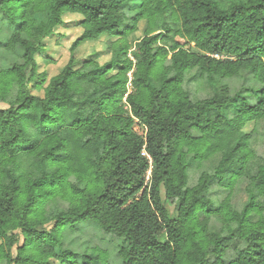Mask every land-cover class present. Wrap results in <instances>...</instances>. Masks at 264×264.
<instances>
[{
	"label": "trees",
	"instance_id": "16d2710c",
	"mask_svg": "<svg viewBox=\"0 0 264 264\" xmlns=\"http://www.w3.org/2000/svg\"><path fill=\"white\" fill-rule=\"evenodd\" d=\"M129 10L0 0L23 61L0 70V264H110L100 247H61L65 224L84 220L124 240L120 264H264V0ZM71 13L82 33L47 82L35 56ZM103 36L110 59L77 64L78 46ZM242 73L258 87L229 96L220 79Z\"/></svg>",
	"mask_w": 264,
	"mask_h": 264
},
{
	"label": "rangeland",
	"instance_id": "374dc122",
	"mask_svg": "<svg viewBox=\"0 0 264 264\" xmlns=\"http://www.w3.org/2000/svg\"><path fill=\"white\" fill-rule=\"evenodd\" d=\"M122 1L127 11H130L129 9L133 5H136L140 2V0ZM80 18L81 16L77 15V13L64 15V23L62 26L57 27L50 37L44 39V48L36 54L35 60L37 63V69L39 72H45L47 82L52 76L59 73L64 65L68 62L71 55L69 50L70 45L82 33V29L79 25ZM143 30V22H140L138 24L137 31L132 35L134 38L132 37L131 45H133L135 38H140L142 36ZM11 34L12 28L10 27L9 23L6 20L0 18V70L11 67L16 63L23 62L22 51L18 46H16L14 49H8L5 45ZM108 38L110 40L113 39L111 36H103L98 41H85L84 43H81L74 52L77 64H79L86 57L95 53L99 63L108 61L111 56L106 49V44L109 40ZM128 55L132 59L130 52ZM220 83L228 87L229 96L240 93L243 91V89H252L258 87L257 83L252 80L247 73H242L238 77H233L230 79H220ZM204 93L205 90L203 94ZM251 126H249L248 129H250ZM132 128L138 134L144 133V129L140 124L137 123L136 120L133 123ZM161 195L164 198L163 191ZM235 196V199L238 203L244 199V194L242 192L237 193ZM170 208L171 212L176 214L178 204L176 202H172ZM207 225L210 231L221 230V221L218 216H211ZM48 227L50 228L51 225ZM124 244L125 242L123 239H118L114 236L104 234L98 224L93 220L80 221L74 225L65 224L61 231L62 248L70 249L81 255L88 248L100 247L108 251L110 264H120L118 248ZM234 257L235 255L232 252H226L224 256L226 261H230L234 259Z\"/></svg>",
	"mask_w": 264,
	"mask_h": 264
}]
</instances>
